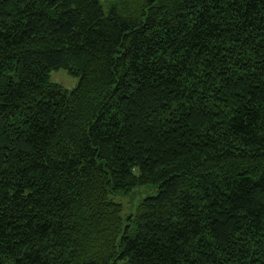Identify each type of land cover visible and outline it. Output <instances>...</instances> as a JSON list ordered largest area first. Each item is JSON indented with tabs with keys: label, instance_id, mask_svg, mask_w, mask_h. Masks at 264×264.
Wrapping results in <instances>:
<instances>
[{
	"label": "trees",
	"instance_id": "trees-1",
	"mask_svg": "<svg viewBox=\"0 0 264 264\" xmlns=\"http://www.w3.org/2000/svg\"><path fill=\"white\" fill-rule=\"evenodd\" d=\"M0 264H264V0H0Z\"/></svg>",
	"mask_w": 264,
	"mask_h": 264
},
{
	"label": "rangeland",
	"instance_id": "rangeland-1",
	"mask_svg": "<svg viewBox=\"0 0 264 264\" xmlns=\"http://www.w3.org/2000/svg\"><path fill=\"white\" fill-rule=\"evenodd\" d=\"M116 0H100L104 12L107 13L109 8ZM79 76L69 73L65 69L52 70L49 73V80L55 82L65 89L71 91L74 89L78 82ZM157 193V188L154 186L146 185L142 187H137L130 194L124 196H117L116 201L121 203L123 207L122 217L125 219L128 215L134 213L136 205L148 196H154Z\"/></svg>",
	"mask_w": 264,
	"mask_h": 264
}]
</instances>
